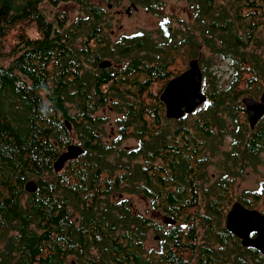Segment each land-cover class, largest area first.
<instances>
[{
    "label": "trees",
    "instance_id": "1",
    "mask_svg": "<svg viewBox=\"0 0 264 264\" xmlns=\"http://www.w3.org/2000/svg\"><path fill=\"white\" fill-rule=\"evenodd\" d=\"M184 1L188 19L173 26L164 0H0V61L8 59L0 62V264H264L226 227L235 202L258 211L264 202V180L234 193L248 166L264 165V117L252 129L242 103L264 90V0ZM125 2L160 21L158 38L123 36L111 53L106 8ZM13 33L17 44L7 50ZM186 46L202 64L207 54L228 61L232 80L209 81V61L201 69L206 102L168 119L160 96L185 72L173 67ZM91 57L97 72L89 75ZM123 95L133 101L127 119L118 138L103 142L98 112ZM224 137L230 150H221ZM131 139L137 144L123 150ZM73 145L81 153L56 171ZM115 193L138 195L149 211ZM163 216L173 221L163 226ZM150 232L159 254L146 251Z\"/></svg>",
    "mask_w": 264,
    "mask_h": 264
},
{
    "label": "rangeland",
    "instance_id": "2",
    "mask_svg": "<svg viewBox=\"0 0 264 264\" xmlns=\"http://www.w3.org/2000/svg\"><path fill=\"white\" fill-rule=\"evenodd\" d=\"M166 5V13L167 18L172 20L174 22L173 26H176L179 24V22L188 19V14L185 13L186 4L184 0H164ZM112 6V5H110ZM129 10V12H128ZM107 15L108 19L106 20L107 24H111V28L106 31L108 34L107 39L110 44V49L114 48V45L121 41L123 36H131L134 33H137L139 31H144L145 33L152 35L155 39L158 38V30H160V21L154 16L148 13L145 9L141 7H134L130 2H125L121 6H115L111 7L110 9H107ZM72 17L74 18L76 14L78 13V9L72 10ZM27 33L30 37H38V33L36 31L35 26L30 25L27 29ZM17 33H13L9 39H8V47L7 50L11 47L13 48L17 44ZM177 41L181 42L183 38L181 39L180 36H176ZM173 38H169V44L167 45V48L171 47ZM179 46V43L177 44ZM176 45V46H177ZM115 52L111 51V53ZM171 52V51H170ZM189 48L186 46V48H182L179 51H175L174 54L178 55L179 57L176 58L175 65L173 67V71L176 73L178 72H184L189 69V62L193 59H198L201 69L203 66L206 68V65H208L209 61H212V64L214 66L209 70V72L212 74L208 79L209 81L213 80V77L216 76L218 79V85L223 84H229L232 80V71L229 68V63L226 60H222L220 58H216L214 56H211L210 54H207L206 61L204 64L201 62V54L199 57L193 58V56L190 54ZM89 54H92L89 52ZM115 57H118L117 55ZM200 58V59H199ZM113 60L112 58H101L100 60H97L98 63H103V67H107V62H111ZM96 61V58L94 59L91 57L89 59V63L86 65V70L89 75H92V73L97 72V64L95 63L96 67L94 66V62ZM115 64L119 62L118 64H122L118 59H115ZM0 62H3L4 65L8 64V59L1 60ZM93 65V66H92ZM122 66H119V68ZM203 70V69H202ZM163 82H157L153 85L152 93L156 94V92L162 87ZM123 89V88H122ZM105 91V90H104ZM125 93V92H124ZM205 93V92H204ZM264 93V90L259 94V96L255 99L260 100L261 95ZM206 94V93H205ZM125 99H119V98H111L109 102L106 104L104 108L99 110L98 114H100V117L103 119L104 129L105 133L101 135L102 141L107 143H112L113 140L118 138L119 135V129L120 125L127 119V112H126V105L132 103L133 101L127 97V95H123ZM207 96V94H206ZM254 98V97H253ZM208 99V96H207ZM118 104V105H114ZM71 112L73 116H75L78 113V109L76 104L70 105ZM230 125H232V122H230ZM78 143V142H77ZM75 142L74 144L77 145ZM223 146L221 147V150H230L231 145V139L228 137H224L222 139ZM137 144V142L133 139L123 142L120 147L123 150H126L128 147H133ZM78 146V145H77ZM74 153L76 154L77 151L75 150ZM219 163V157L215 156L213 159V164L209 167L210 174H216V165ZM264 180V165L260 164L257 166H248L244 172V174H240L236 180V185L234 189L235 197H242L247 191L254 190L258 188L259 184ZM116 195V197H115ZM119 193H115L114 197L115 199L123 200L125 199H131L133 202L132 208L135 210H138L141 213L146 214V211H149L148 203H146L144 200L141 199L138 195H119ZM234 198V199H236ZM259 209L262 213H264V202H261L259 205ZM231 210V209H229ZM152 211V210H150ZM193 212V210L191 211ZM229 213V212H228ZM228 215V214H227ZM167 217L163 216L162 219L159 221L161 225L164 222ZM227 218V217H226ZM227 220V219H226ZM164 226V225H163ZM164 228H167L165 226ZM160 239L158 237V234L154 232L149 233L147 245H146V251L147 253L154 254L155 252L159 253L160 248L159 244Z\"/></svg>",
    "mask_w": 264,
    "mask_h": 264
},
{
    "label": "water",
    "instance_id": "3",
    "mask_svg": "<svg viewBox=\"0 0 264 264\" xmlns=\"http://www.w3.org/2000/svg\"><path fill=\"white\" fill-rule=\"evenodd\" d=\"M132 6L135 7V5ZM103 63L100 64L101 68H105L103 67ZM107 63L108 67L110 63ZM176 81H181V83L185 86H192L191 92L193 95L191 94L189 96H185L180 94L182 87H178V85L175 86ZM172 96H177L181 100L180 103H177V106L170 105L166 100V98L170 100ZM160 99L165 104L166 117L168 119L174 120L181 119L186 114H193L206 102L207 96L203 92V73L198 59L191 60L189 62V69L181 75L173 78L168 83L162 95L160 96ZM242 103L245 107L250 127L254 129L260 119L264 117V93L261 95L260 100L253 97H245L242 100ZM75 150L77 151L76 154L74 153ZM80 153L81 151L77 147H74V145L71 146L67 152L63 153L58 158L55 164L56 171L62 170L68 161L77 158ZM26 190L29 193H35L37 191V184L34 181L28 182L26 184ZM246 220H250V222L253 223H258L260 228L257 229V226L249 224L246 222ZM172 221L173 220L170 219L167 220L168 223ZM226 222L227 229L241 240V244L244 247L255 248L264 256L263 213L255 209H249L240 202H235L227 215ZM253 233L256 235L254 238L251 237V234Z\"/></svg>",
    "mask_w": 264,
    "mask_h": 264
},
{
    "label": "bare ground",
    "instance_id": "4",
    "mask_svg": "<svg viewBox=\"0 0 264 264\" xmlns=\"http://www.w3.org/2000/svg\"><path fill=\"white\" fill-rule=\"evenodd\" d=\"M177 85H178V87H180V86L182 87V90H180V94L185 95V96H189L191 94L193 95V93L191 92L192 86H185L184 84L181 83V81H176L175 86H177ZM166 100L168 101V103L170 105H175V106H177V103H180V101H181L179 99V97H177V96H172V98L170 100L168 98H166ZM262 101H263V99H262ZM249 217H250V215H249ZM246 222H248L249 224H253V225L257 226V229L260 228L258 226V223L250 222V220H246Z\"/></svg>",
    "mask_w": 264,
    "mask_h": 264
},
{
    "label": "flooded vegetation",
    "instance_id": "5",
    "mask_svg": "<svg viewBox=\"0 0 264 264\" xmlns=\"http://www.w3.org/2000/svg\"><path fill=\"white\" fill-rule=\"evenodd\" d=\"M251 237L254 238V237H256V235L254 234V236H253V235L251 234ZM239 240H240V239H239ZM240 241H241V240H240ZM159 252H160V251H159ZM158 254H159V253H158Z\"/></svg>",
    "mask_w": 264,
    "mask_h": 264
}]
</instances>
